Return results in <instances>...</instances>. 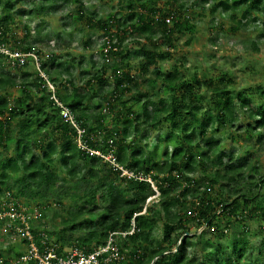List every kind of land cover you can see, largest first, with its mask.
<instances>
[{
    "label": "trees",
    "instance_id": "1",
    "mask_svg": "<svg viewBox=\"0 0 264 264\" xmlns=\"http://www.w3.org/2000/svg\"><path fill=\"white\" fill-rule=\"evenodd\" d=\"M58 1L0 0L6 13L0 19V46L13 41L11 52L37 59L28 56L19 66L0 52V199L8 203L13 189L19 198L35 201L54 194L63 206L67 199L73 208L67 210L63 231L77 232L73 242L93 248L116 234L123 259L108 264H247L253 238L260 240L263 256L264 163L254 159L253 150L258 144L264 149V82L234 91L237 82L226 70L216 78L203 74L201 66L165 74L159 61L167 56L161 48L173 47L178 33L191 30L196 11L211 17L209 26L222 17L234 21L232 33L250 30L255 35L250 48L258 52L264 46V0H193L190 5L187 0H167L163 8L157 0H126L127 17L122 20L120 13L100 19L81 0H61L64 6L77 4L76 22L101 30V37L110 41L106 53L101 44L100 63L70 53L46 54L48 43L42 45L38 35L32 41L29 35L17 40L9 27L12 12L47 17ZM127 36L136 37L139 47L134 53L120 45ZM190 42L191 37L186 43ZM83 45L91 47L92 42L88 39ZM111 57H142L143 72L154 66L155 79L148 85L162 80L168 94L148 100L150 95L138 91V81L129 71L114 66L110 73L115 89L100 94L114 113L108 128L106 115L90 114V91L94 82L103 85ZM86 63L88 70L82 69ZM48 82L54 89L63 86L57 98L84 131V149L51 98ZM77 82L85 87H77ZM131 88L136 94L123 100ZM16 90L19 96L13 99ZM139 103L141 108L135 110ZM227 126L246 135L250 148L243 160L239 153L227 154L224 139L214 137ZM152 133L158 136L150 148ZM136 139L144 145H136ZM105 156L143 180L120 177L121 171L104 161ZM67 183L73 184L67 188L69 195L61 193ZM4 210L0 203V213ZM159 223L158 239L154 233ZM133 225L134 231L123 236ZM32 232L37 234L35 228Z\"/></svg>",
    "mask_w": 264,
    "mask_h": 264
},
{
    "label": "rangeland",
    "instance_id": "2",
    "mask_svg": "<svg viewBox=\"0 0 264 264\" xmlns=\"http://www.w3.org/2000/svg\"><path fill=\"white\" fill-rule=\"evenodd\" d=\"M84 7L90 13H95L98 18L105 19L110 13L119 14V18L122 20L127 17L126 0H81ZM159 7L163 8L167 3V0H157ZM189 5L193 0H187ZM200 1H198L199 3ZM77 4L71 3L69 6H64L63 2L59 0L55 8L49 11V16L41 17L38 19L30 18L22 14V10L12 12V21L10 28L16 35L17 40L23 41L29 35L28 40L32 41L36 35L42 39V45L48 43L49 49H46L44 53H53L59 57L64 56L66 53L72 54L78 58L83 56L84 59L92 57L93 61L101 62V56L99 54L102 49L101 44L103 38L101 37L102 31L98 29H90L85 23L76 22L77 17ZM45 11V10H44ZM199 11H196L191 24L192 28L189 31H182L178 33V40L173 47H163L160 50L167 53L165 58L159 61V67L166 74L169 72H184L185 68H191L201 66L203 68V74L207 77H218L221 70H226V73L235 77L237 82L238 91L240 88L248 86H255L257 83L264 82V46H260L258 52L253 51L250 48V43L254 40L255 35L250 30L242 32H231V27L235 25L234 21L231 22L227 18H216V26H209L210 16L201 17ZM5 12L0 7V19L5 16ZM221 26V27H220ZM116 28L111 29V34H115ZM62 33V39L58 38V34ZM120 37V36H119ZM191 37L189 44L186 41ZM92 42L91 47H85L83 44L88 41ZM117 39V38H116ZM136 37L127 36L122 39L120 43L121 47H126L130 50V53H134L139 46L135 44ZM144 42V40L142 39ZM13 41L7 42L6 49L10 51V45L13 46ZM116 43V42H115ZM19 52V50H16ZM35 59V58H34ZM7 64L6 61H4ZM144 63L142 57L134 58L127 57H111L108 59L109 72L105 76L103 85L99 86V83L94 82L92 85V101L93 108L90 110V114L106 115V126L112 127L114 123V113L108 110L109 107L105 106V103L101 102L100 94L102 91L111 93L115 89V85L112 82L110 70L114 66H118L122 71H129V73L138 81V91L141 93H148L150 96L148 100H153L156 96H166L168 91L164 87L162 80H158L152 86H149L147 81L154 80L153 67L151 66L146 72L141 70V66ZM77 65V62H74ZM254 66V71L250 67ZM8 66V64H7ZM38 66L35 64V69L38 71ZM10 67V66H9ZM12 67V66H11ZM82 69H89V65L83 64ZM7 69H10L7 67ZM11 71H13L11 69ZM199 75H202L199 73ZM62 84L64 82L62 81ZM77 87L84 88V84L77 82ZM49 89L51 90V97H58L64 93L62 85H59L56 89H51L52 85L48 82ZM88 89V87H86ZM94 92V93H93ZM136 90L131 88V91L125 93L123 100L132 97L136 94ZM204 93V91H201ZM96 93V94H95ZM202 93H200L202 95ZM19 96V92L13 91L11 98ZM58 99V98H57ZM140 103L136 105L135 110L140 109ZM204 107L203 111H206ZM115 112V111H114ZM237 128H231L230 126L223 127L217 133L215 138L224 139L222 142L223 148L227 154L239 153L241 160L245 158L247 149L250 148L246 135H242L236 132ZM157 133H152L150 138V148H153L157 143ZM226 139V140H225ZM136 145L143 146V142L136 139ZM254 159L258 162L264 163V149L258 144L255 147ZM100 153V152H99ZM104 161H107L108 156L103 157ZM111 160V159H110ZM112 161V160H111ZM224 162L227 163L228 159L225 158ZM264 171V170H262ZM197 178L201 177V173L196 175ZM72 183H67L66 188H63L61 193L69 195L70 187ZM69 188V189H67ZM58 190L56 191V193ZM12 202L15 207L23 206L27 209V212L33 217V228L40 233L45 234L47 242L51 245L65 250L70 242L75 241L77 232L63 231V222L68 217L67 210L73 208L68 205V200H63V206L59 205V199L57 196L47 195L45 198H40L37 201L27 198H19L16 195V190L12 191ZM264 195V189H263ZM4 197L0 199V203H3ZM2 207H4L2 205ZM6 208V206H5ZM221 222V228L224 223ZM254 222L253 230L256 227ZM200 229L199 232L200 233ZM161 224L157 225V229L154 233V237H161ZM260 240L253 238L251 242V249L249 255H247L245 263L247 264H261L264 261V255H259ZM26 245L21 241V237L17 233L10 232L5 224H0V264H14L18 255L25 252ZM224 255L229 253V250L223 249ZM198 254L202 256V250L198 247ZM201 258V257H200ZM199 258V259H200Z\"/></svg>",
    "mask_w": 264,
    "mask_h": 264
},
{
    "label": "built area",
    "instance_id": "3",
    "mask_svg": "<svg viewBox=\"0 0 264 264\" xmlns=\"http://www.w3.org/2000/svg\"><path fill=\"white\" fill-rule=\"evenodd\" d=\"M169 22V19L166 20ZM102 42L105 43L103 52L106 53L110 47V41L107 37H104ZM115 50V49H114ZM0 52L9 56L10 61L16 65H23L25 59L28 56L36 57L32 54H23L20 52H8L6 49L0 47ZM37 64V63H36ZM38 65V64H37ZM39 71V66H38ZM42 77L44 74L39 72ZM54 89L53 87H50ZM51 91V90H50ZM54 99L56 106L60 109V114L64 121L68 122L77 133L78 145L79 147L85 148L80 140V135L84 132L81 130L75 123L72 114L68 109L58 100L56 97H51ZM95 155H100L99 152H92ZM112 161H111V160ZM108 162L111 163L115 168H118L121 171L120 177L135 178L143 180L141 177H136L132 172L125 170L121 167H118L113 158H108ZM147 182H152L150 179H146ZM155 190V189H154ZM6 199V198H5ZM5 199L2 205L6 206L5 210L0 213V223L5 224L10 229L12 228L13 233H17L21 237V241L26 245L25 252L21 253L14 264H108L113 261H120L123 259L121 249L119 248L118 242H116V234L110 233L106 238L104 244L88 248L85 245L78 244L73 242L67 246L63 251L59 247L51 245L47 242L45 234L38 232L34 234L32 220L33 217L27 212V209L23 206L15 207L12 202V199L8 203H5ZM134 231V225L130 232L122 233L123 236H127ZM58 249L60 252L58 253Z\"/></svg>",
    "mask_w": 264,
    "mask_h": 264
}]
</instances>
